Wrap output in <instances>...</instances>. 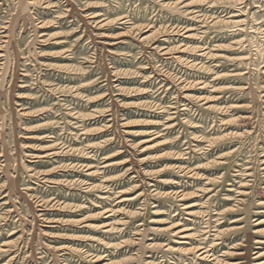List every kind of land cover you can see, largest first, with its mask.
<instances>
[{"label": "rangeland", "instance_id": "obj_1", "mask_svg": "<svg viewBox=\"0 0 264 264\" xmlns=\"http://www.w3.org/2000/svg\"><path fill=\"white\" fill-rule=\"evenodd\" d=\"M0 264H264V0H0Z\"/></svg>", "mask_w": 264, "mask_h": 264}, {"label": "bare ground", "instance_id": "obj_2", "mask_svg": "<svg viewBox=\"0 0 264 264\" xmlns=\"http://www.w3.org/2000/svg\"><path fill=\"white\" fill-rule=\"evenodd\" d=\"M238 22V21H237Z\"/></svg>", "mask_w": 264, "mask_h": 264}]
</instances>
